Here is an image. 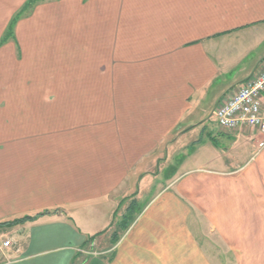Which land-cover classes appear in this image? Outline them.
<instances>
[{
    "label": "crops",
    "instance_id": "0c3cea01",
    "mask_svg": "<svg viewBox=\"0 0 264 264\" xmlns=\"http://www.w3.org/2000/svg\"><path fill=\"white\" fill-rule=\"evenodd\" d=\"M263 60L264 0H0V264H264L260 136L210 125Z\"/></svg>",
    "mask_w": 264,
    "mask_h": 264
},
{
    "label": "built area",
    "instance_id": "2783aa9c",
    "mask_svg": "<svg viewBox=\"0 0 264 264\" xmlns=\"http://www.w3.org/2000/svg\"><path fill=\"white\" fill-rule=\"evenodd\" d=\"M214 116L218 126L227 132L248 128L264 137V60L255 73L217 106ZM258 145L263 147L264 140ZM1 242L5 248L11 245L10 240Z\"/></svg>",
    "mask_w": 264,
    "mask_h": 264
},
{
    "label": "rangeland",
    "instance_id": "374dc122",
    "mask_svg": "<svg viewBox=\"0 0 264 264\" xmlns=\"http://www.w3.org/2000/svg\"><path fill=\"white\" fill-rule=\"evenodd\" d=\"M208 118V117H207ZM210 118H212V117H210ZM212 120H215L214 119V117L212 118ZM210 125L212 126V128H215V127H217V130H218V125L214 122V123H210ZM250 132H253L254 134H259L258 132H256V131H251V129H250ZM259 136H260V141H262V140H264V137L262 136V135H260L259 134ZM259 141V142H260ZM259 142H258V144H259ZM257 144V147H258V149H261L262 147H259V145ZM264 147V146H263ZM8 235L6 234V233H1L0 234V247H2V245H1V241H5L6 240V238H8L7 237ZM11 246V245H10ZM4 248V247H3ZM227 256H229L230 257V259L228 260V261H226L225 260V262L224 263H222V264H238V263H235V259H234V257L231 255L230 256V254H228ZM258 255L257 254H255V257H257ZM233 257V258H232ZM260 257H264V254H263V252H262V254H260ZM232 258V259H231ZM244 260H246V258L244 259ZM250 263H253V262H255L256 260L254 259H251V257H250ZM263 261H264V259H263ZM231 262V263H230ZM250 263H248V261L246 260L245 262H244V264H250Z\"/></svg>",
    "mask_w": 264,
    "mask_h": 264
},
{
    "label": "trees",
    "instance_id": "16d2710c",
    "mask_svg": "<svg viewBox=\"0 0 264 264\" xmlns=\"http://www.w3.org/2000/svg\"><path fill=\"white\" fill-rule=\"evenodd\" d=\"M30 4V3H29ZM28 6V5H27ZM40 215V214H39ZM39 215H35L33 217H30V216H25V217H22L21 219H18V220H14V221H11V222H6V223H3V224H0V225H8V226H15V225H19V224H23L25 222H28V221H33L35 218H37Z\"/></svg>",
    "mask_w": 264,
    "mask_h": 264
}]
</instances>
